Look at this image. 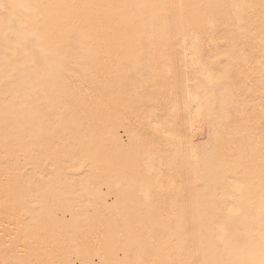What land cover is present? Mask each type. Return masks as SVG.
I'll use <instances>...</instances> for the list:
<instances>
[{"label": "snow or ice", "instance_id": "1", "mask_svg": "<svg viewBox=\"0 0 264 264\" xmlns=\"http://www.w3.org/2000/svg\"><path fill=\"white\" fill-rule=\"evenodd\" d=\"M0 208V264H264V0H0Z\"/></svg>", "mask_w": 264, "mask_h": 264}, {"label": "bare ground", "instance_id": "2", "mask_svg": "<svg viewBox=\"0 0 264 264\" xmlns=\"http://www.w3.org/2000/svg\"><path fill=\"white\" fill-rule=\"evenodd\" d=\"M176 2H180V0H176ZM178 63V62H177ZM78 71L74 64L69 63L66 67L65 75L71 78V74ZM174 78V77H173ZM123 134V133H121ZM193 143L196 145L201 144L202 141H207L209 139L208 130L204 129L200 132H193L192 133ZM93 167L95 165L87 166V171H85V167L81 165V163L74 159L71 155L67 158L66 164L61 165L62 174L69 179L66 181L65 187L67 188L68 192L70 193L71 203L68 205L71 210L76 211L82 215H87L89 209L83 203V199H86V189H88L89 183L96 184L95 177L99 175L97 172L93 171ZM91 173V174H90ZM193 181H195V177H193ZM97 187L99 185L97 184ZM118 189L115 186H112V192H116ZM103 193H109V188L104 187ZM93 195L95 196V190H93ZM108 200L109 204H112L113 200L115 199L114 196L107 195L104 197ZM121 207H123V202H121ZM101 211H107L106 206L103 204L101 205ZM95 217V214H93ZM72 219V217H69ZM3 220V209L0 208V221ZM79 224L85 230L89 228V224L85 220H80ZM191 222L190 220L186 222L185 227H190Z\"/></svg>", "mask_w": 264, "mask_h": 264}]
</instances>
